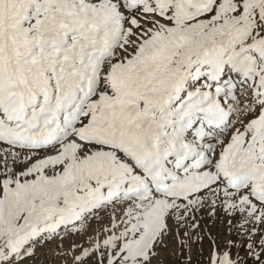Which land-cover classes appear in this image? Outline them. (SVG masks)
Instances as JSON below:
<instances>
[{
  "label": "snow or ice",
  "instance_id": "obj_1",
  "mask_svg": "<svg viewBox=\"0 0 264 264\" xmlns=\"http://www.w3.org/2000/svg\"><path fill=\"white\" fill-rule=\"evenodd\" d=\"M0 264H264V0H0Z\"/></svg>",
  "mask_w": 264,
  "mask_h": 264
}]
</instances>
